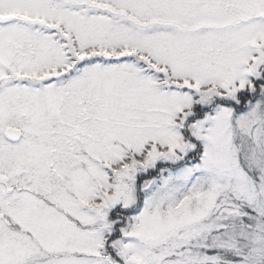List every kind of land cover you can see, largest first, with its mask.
<instances>
[{
	"label": "snow or ice",
	"instance_id": "snow-or-ice-1",
	"mask_svg": "<svg viewBox=\"0 0 264 264\" xmlns=\"http://www.w3.org/2000/svg\"><path fill=\"white\" fill-rule=\"evenodd\" d=\"M0 264H264V0H0Z\"/></svg>",
	"mask_w": 264,
	"mask_h": 264
}]
</instances>
